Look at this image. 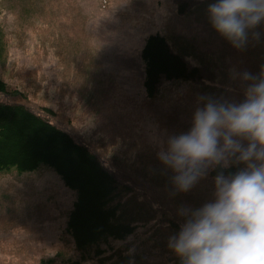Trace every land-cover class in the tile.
Wrapping results in <instances>:
<instances>
[{
    "label": "rangeland",
    "instance_id": "374dc122",
    "mask_svg": "<svg viewBox=\"0 0 264 264\" xmlns=\"http://www.w3.org/2000/svg\"><path fill=\"white\" fill-rule=\"evenodd\" d=\"M181 1L0 0V75L23 93L0 94V99L37 111L52 108V119L91 147L121 183L127 178L141 183L137 196L142 199L139 193L148 185L136 173L144 169L153 178L162 170L171 181L174 175L170 169L167 175L158 159V142L191 128L196 108L203 106L201 97L242 101L238 73L254 69L246 67L243 50L215 29L207 33L205 18L192 12L202 0H188L192 10L186 14L180 13ZM155 33L165 35L175 49L190 44L202 55L213 52L206 62L211 57L216 64L206 67L205 84L165 83L159 97L148 99L141 54ZM188 60L198 63L194 57ZM159 191L161 202L151 201L162 208L156 221L140 224L126 241H111L116 254L103 245V261L94 253L82 260L66 233L74 191L48 168L0 175V264L79 259L81 264H114L119 255L129 256L130 264H174L169 240L159 241L156 227H168L163 217L168 195L179 201L188 197L168 188Z\"/></svg>",
    "mask_w": 264,
    "mask_h": 264
},
{
    "label": "trees",
    "instance_id": "16d2710c",
    "mask_svg": "<svg viewBox=\"0 0 264 264\" xmlns=\"http://www.w3.org/2000/svg\"><path fill=\"white\" fill-rule=\"evenodd\" d=\"M211 2L213 0H202L192 12L205 18L207 33L213 35L216 31L213 30L207 11ZM191 8L192 4L188 0L180 2V13L186 14ZM255 31L260 33L259 40L253 39L250 34L249 43L243 49L241 57L245 58L246 67L254 68L251 73L259 75L264 69V23ZM179 46V49H175L161 33L151 34L147 38L141 55L145 63L144 87L148 99L155 100L159 97L165 83L182 81L205 84L206 67L216 64L211 61V57L206 62L213 52L202 55L194 45ZM188 57H194L198 63L192 64ZM0 94L22 96L23 93L10 88L0 75ZM54 116L55 111L47 106H42V110L37 111L23 102H6L0 99V175H24L42 168L55 172L65 186L75 193V201L68 214L66 233L72 238L82 260L94 253L103 261L107 252V249L102 248L103 245L115 252L111 241H126L137 233L140 224L146 225L157 220L158 211H162V208L156 209L151 201L157 199L161 202L163 195H160L159 190L168 188V193L173 195L179 191L169 178H165L164 171L161 170L150 178L151 174L143 169L136 174L138 178L146 179L148 188L144 187L146 192L139 193L143 198H138L137 193L142 187L140 182L127 178L126 182L121 183L116 171L103 163L91 147L59 126L52 119ZM219 171V168L210 170L190 192H186L188 198L184 201L181 199L182 202L172 195L166 197L168 213H163V217L168 222V227L163 223L159 230L156 227L159 241L169 240L170 236L179 231L183 220L178 215V210L182 206L198 208L213 200L214 177ZM235 171L237 166L225 170L226 174ZM168 172L169 170L165 173L168 175ZM166 250L167 248L165 253ZM171 251L169 248V252ZM118 257L119 260L114 264H130L129 256L119 255L117 259ZM70 264H81V261H70ZM174 264H181L179 257L174 258Z\"/></svg>",
    "mask_w": 264,
    "mask_h": 264
},
{
    "label": "clouds",
    "instance_id": "9594fccd",
    "mask_svg": "<svg viewBox=\"0 0 264 264\" xmlns=\"http://www.w3.org/2000/svg\"><path fill=\"white\" fill-rule=\"evenodd\" d=\"M207 11L234 48L245 49L250 34L259 40L264 0H213ZM238 77L242 101L201 97L191 128L158 142V159L179 192L221 169L212 201L178 210L183 222L168 246L181 264H264V69ZM233 166L237 171L226 174Z\"/></svg>",
    "mask_w": 264,
    "mask_h": 264
}]
</instances>
